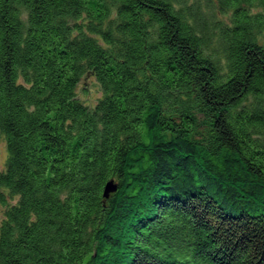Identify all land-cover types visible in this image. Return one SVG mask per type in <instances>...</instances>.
<instances>
[{"label":"trees","instance_id":"16d2710c","mask_svg":"<svg viewBox=\"0 0 264 264\" xmlns=\"http://www.w3.org/2000/svg\"><path fill=\"white\" fill-rule=\"evenodd\" d=\"M2 145L0 264H264V0H0Z\"/></svg>","mask_w":264,"mask_h":264},{"label":"rangeland","instance_id":"374dc122","mask_svg":"<svg viewBox=\"0 0 264 264\" xmlns=\"http://www.w3.org/2000/svg\"><path fill=\"white\" fill-rule=\"evenodd\" d=\"M99 89L97 86L96 81L92 77H87L83 79V81L80 84V95L84 99L95 101V98L99 95L98 94ZM1 151V163L6 158V149L4 145L0 146Z\"/></svg>","mask_w":264,"mask_h":264},{"label":"water","instance_id":"95a60500","mask_svg":"<svg viewBox=\"0 0 264 264\" xmlns=\"http://www.w3.org/2000/svg\"><path fill=\"white\" fill-rule=\"evenodd\" d=\"M116 191V186L113 183H109L105 190V197H109V194Z\"/></svg>","mask_w":264,"mask_h":264}]
</instances>
